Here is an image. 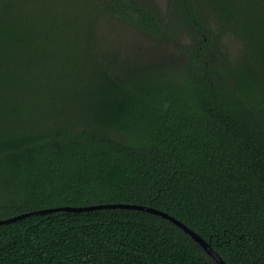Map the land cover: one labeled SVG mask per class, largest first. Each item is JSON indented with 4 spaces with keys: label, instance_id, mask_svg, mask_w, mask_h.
I'll return each instance as SVG.
<instances>
[{
    "label": "trees",
    "instance_id": "obj_1",
    "mask_svg": "<svg viewBox=\"0 0 264 264\" xmlns=\"http://www.w3.org/2000/svg\"><path fill=\"white\" fill-rule=\"evenodd\" d=\"M152 1L0 0V219L149 206L264 264V0ZM106 15L153 44L112 50ZM0 264L215 262L107 207L0 224Z\"/></svg>",
    "mask_w": 264,
    "mask_h": 264
},
{
    "label": "rangeland",
    "instance_id": "obj_2",
    "mask_svg": "<svg viewBox=\"0 0 264 264\" xmlns=\"http://www.w3.org/2000/svg\"><path fill=\"white\" fill-rule=\"evenodd\" d=\"M152 2H154V0ZM156 2H158L160 8L165 9V3L163 0H156ZM100 24L105 41L112 46V50L121 46L122 51L139 53L142 49V47H140V41L144 42L146 46L153 44V41L147 36L135 32L134 29H131L129 25L125 24L118 18L106 15L101 18ZM232 45L233 43L227 44L231 52L235 53L236 47L231 48Z\"/></svg>",
    "mask_w": 264,
    "mask_h": 264
},
{
    "label": "water",
    "instance_id": "obj_3",
    "mask_svg": "<svg viewBox=\"0 0 264 264\" xmlns=\"http://www.w3.org/2000/svg\"><path fill=\"white\" fill-rule=\"evenodd\" d=\"M107 207H118V208H128V209H137L146 211L149 213H153L159 216H162L172 223L176 224L178 227H180L184 232H186L191 238H193L201 247L202 249L214 260L215 264H226V262L222 259V257L211 247V245L204 240L202 237H200L198 234H196L193 230H191L189 227H187L185 224L177 220L175 217L167 214L166 212H163L161 210L149 207V206H143V205H134V204H102V205H91V206H84V207H53V208H45L40 210H34L29 211L25 213H21L9 218L0 219V224L7 223L11 221L18 220L20 218L26 217L31 214H38V213H46V212H52L57 210H66V211H81V210H90V209H97V208H107Z\"/></svg>",
    "mask_w": 264,
    "mask_h": 264
}]
</instances>
